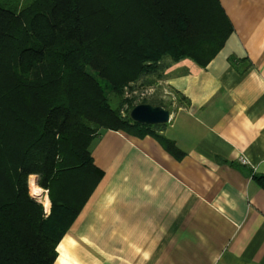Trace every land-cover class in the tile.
Returning <instances> with one entry per match:
<instances>
[{"label":"trees","instance_id":"obj_1","mask_svg":"<svg viewBox=\"0 0 264 264\" xmlns=\"http://www.w3.org/2000/svg\"><path fill=\"white\" fill-rule=\"evenodd\" d=\"M231 32L218 0L0 5V264H53L103 177L93 140L104 130L154 135L164 125L133 122L130 110L123 116V89L167 57L205 67ZM30 175L47 191L48 214L30 195Z\"/></svg>","mask_w":264,"mask_h":264},{"label":"crops","instance_id":"obj_2","mask_svg":"<svg viewBox=\"0 0 264 264\" xmlns=\"http://www.w3.org/2000/svg\"><path fill=\"white\" fill-rule=\"evenodd\" d=\"M218 1L232 32L205 67L166 66L169 122L91 143L103 177L53 264H264V0Z\"/></svg>","mask_w":264,"mask_h":264},{"label":"rangeland","instance_id":"obj_3","mask_svg":"<svg viewBox=\"0 0 264 264\" xmlns=\"http://www.w3.org/2000/svg\"><path fill=\"white\" fill-rule=\"evenodd\" d=\"M26 1L28 0H0V5L5 8L16 9L24 5ZM179 61H174L170 57L164 58L157 64V68L153 72H149L138 82L130 83L127 87H125L122 93V115L126 116L131 108L140 103H150L152 105H158L165 109H168L170 113L176 110L179 105H182L184 103L183 97L177 92L169 89L165 84V81L170 76L166 73V66L177 63ZM100 82L104 87L106 93L108 94L112 106L116 107L119 103L117 97H115L113 93L110 92V89L107 87L104 81L100 80ZM33 185L39 187L37 184L36 175H30L28 178L29 192L37 202L43 205L45 213L48 214L50 212L51 204H49L48 207L45 206L42 196L39 197L35 195L36 191L33 190ZM39 188L42 189L41 187ZM42 190L45 191L42 192V195L45 194V196L49 200L47 191L44 189Z\"/></svg>","mask_w":264,"mask_h":264},{"label":"water","instance_id":"obj_4","mask_svg":"<svg viewBox=\"0 0 264 264\" xmlns=\"http://www.w3.org/2000/svg\"><path fill=\"white\" fill-rule=\"evenodd\" d=\"M129 117L133 122L138 124L153 126L168 123L171 113L168 109L158 105L140 103L130 109Z\"/></svg>","mask_w":264,"mask_h":264},{"label":"bare ground","instance_id":"obj_5","mask_svg":"<svg viewBox=\"0 0 264 264\" xmlns=\"http://www.w3.org/2000/svg\"><path fill=\"white\" fill-rule=\"evenodd\" d=\"M31 183V182H30ZM33 190L34 191H36L35 192V195L36 196H42V198H43V200H44V204H45V206H49V201H48V199H47V197L45 196V194H43L42 195V192H45V191H43L42 189H40L39 187H37L36 185H33ZM40 192V193H39Z\"/></svg>","mask_w":264,"mask_h":264},{"label":"built area","instance_id":"obj_6","mask_svg":"<svg viewBox=\"0 0 264 264\" xmlns=\"http://www.w3.org/2000/svg\"><path fill=\"white\" fill-rule=\"evenodd\" d=\"M242 163H245V160H242Z\"/></svg>","mask_w":264,"mask_h":264}]
</instances>
